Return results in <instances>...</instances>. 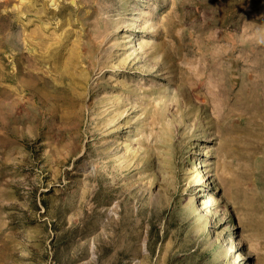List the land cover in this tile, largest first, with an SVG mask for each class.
<instances>
[{
    "label": "rangeland",
    "instance_id": "rangeland-1",
    "mask_svg": "<svg viewBox=\"0 0 264 264\" xmlns=\"http://www.w3.org/2000/svg\"><path fill=\"white\" fill-rule=\"evenodd\" d=\"M0 264H264V0H0Z\"/></svg>",
    "mask_w": 264,
    "mask_h": 264
},
{
    "label": "bare ground",
    "instance_id": "bare-ground-1",
    "mask_svg": "<svg viewBox=\"0 0 264 264\" xmlns=\"http://www.w3.org/2000/svg\"><path fill=\"white\" fill-rule=\"evenodd\" d=\"M239 240V239H238ZM239 243V241H237V243L236 244H238Z\"/></svg>",
    "mask_w": 264,
    "mask_h": 264
}]
</instances>
